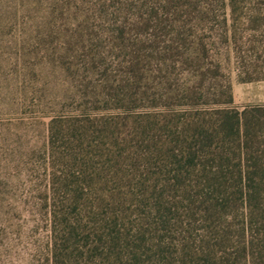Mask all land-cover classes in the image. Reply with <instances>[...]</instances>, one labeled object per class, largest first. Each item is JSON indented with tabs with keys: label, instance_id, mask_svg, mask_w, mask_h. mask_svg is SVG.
Here are the masks:
<instances>
[{
	"label": "rangeland",
	"instance_id": "374dc122",
	"mask_svg": "<svg viewBox=\"0 0 264 264\" xmlns=\"http://www.w3.org/2000/svg\"><path fill=\"white\" fill-rule=\"evenodd\" d=\"M229 1L0 0V264H248Z\"/></svg>",
	"mask_w": 264,
	"mask_h": 264
},
{
	"label": "trees",
	"instance_id": "16d2710c",
	"mask_svg": "<svg viewBox=\"0 0 264 264\" xmlns=\"http://www.w3.org/2000/svg\"><path fill=\"white\" fill-rule=\"evenodd\" d=\"M252 5L249 10L261 14L264 11V0H230L233 27L238 19L237 10L241 12ZM242 16V15H241ZM254 21L264 24V16L258 15ZM260 26V25H257ZM246 28L245 30H249ZM258 31V28H253ZM232 43L235 50L241 48L236 39V31L232 33ZM255 47L259 49L264 44L262 39H256ZM260 45V46H259ZM237 53V52H236ZM240 81H253L264 78V75L254 76L243 72ZM242 126L241 148L243 159V196L246 210V255L248 264H264V104L251 105L244 108L238 118Z\"/></svg>",
	"mask_w": 264,
	"mask_h": 264
}]
</instances>
